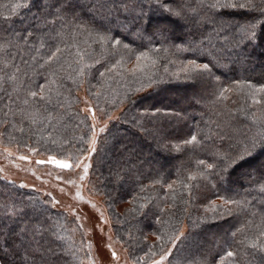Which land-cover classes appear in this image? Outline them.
<instances>
[{"label": "trees", "instance_id": "16d2710c", "mask_svg": "<svg viewBox=\"0 0 264 264\" xmlns=\"http://www.w3.org/2000/svg\"><path fill=\"white\" fill-rule=\"evenodd\" d=\"M178 2L186 5V11L196 9L200 15L207 13L216 20L215 24L210 23L201 27L199 32H202L203 36L199 35L191 22L186 27L178 25L176 28L177 33H183L185 40L189 36L188 29L195 33L197 43L203 38L205 42L201 47L205 53L211 48L207 37L210 32L212 33V44L215 45L212 51L219 66L212 67V74L207 79H187L180 71L182 65L187 64L189 60H196L197 63L209 62L210 57L202 55L200 50L177 51L172 46L173 41L162 43L158 39L141 40L132 32L121 33L115 29L114 34L122 39L123 43L129 44L130 49L125 50L121 47L119 51L113 53L109 48L107 52H102L99 45L92 44L89 51L94 50L95 57L100 58L101 62L87 70L89 72L87 81L79 88L67 78L70 70L65 64L66 71L60 72L59 76L62 79L57 80L58 84L63 85L59 97L62 106L48 105L47 111L41 108L43 116L47 117L51 113L57 117L52 121V125L47 121L36 125L26 119L21 122L19 116H13L11 113L7 117L4 116V112H7L5 105L9 103L7 93L11 92V87L5 85L6 91L0 92V137L9 145L23 147L31 145V148H37L41 152L49 151L50 154L64 157L85 148L86 144L80 140L81 136L88 139L90 125L79 107L78 95L83 88L90 98L97 101L99 107L114 106L113 110L111 107V111L123 108L101 141L94 159L90 186L94 193L102 197L111 217L115 237L128 251L130 259L135 264L137 262L149 264L159 258L161 245L163 244L167 250L171 247V242L159 241L157 235L162 233L170 235L174 231L178 234L184 225L188 231L181 241H177V248L173 249V255L169 258L172 264H177L178 261L180 264H195L206 257L210 264H219V258L226 257L228 250L240 247L238 242L244 236L256 238L259 234L256 226L264 221V201L253 199L257 196L256 192L245 191L250 186L246 173L251 170V165L237 169L224 180L214 174L216 171L214 169L210 170L207 179L196 181L185 179L190 172H196L198 160L213 163L214 151H234L232 146L237 145L238 141L246 140L261 130L262 125L259 122L253 123L251 116L255 113L259 118L264 114V93L257 96L262 103L254 105L248 95L247 85L251 84L256 88L264 85V33L260 34L255 47L248 46L246 49L236 47V40L239 37L234 35L235 29L229 27L227 22L243 21L245 17L242 12L212 13L207 9H199V0ZM8 3L10 0H0V5ZM35 11L21 10L19 16L12 17L10 24L2 26L4 34L8 35L13 29L18 30L21 23L26 22V18ZM0 12L6 13L7 10L0 7ZM188 15L190 21L196 19L193 14ZM221 19L226 23L224 32L217 39L213 29L221 27L219 23ZM58 30V23L56 28L49 26L48 29L38 31L32 38L30 44L34 46L21 43L19 47H12L9 50V58L15 56L13 63L20 66L19 75L24 88L31 87L38 91V85L52 79L49 75L51 68L42 69L40 64L43 63L41 56H45L49 48H54L57 44L64 46L56 36ZM225 34L229 37L227 45L222 42ZM40 36H43L45 41L43 48H40ZM86 39H88L86 36L81 35L75 41L68 37L64 42L69 45L78 43L81 48H85ZM175 43L180 41L176 40ZM152 48H160L161 51L155 53ZM165 48L168 49L167 52L164 51ZM239 49L248 52L247 58L243 61L246 66L243 71L238 66ZM141 52L158 58L157 63L133 76L128 66L137 63L135 57ZM74 53L75 49L69 48L63 53L61 62L70 63L74 59ZM121 56L126 62L113 71H106ZM12 70L9 68L6 71ZM100 72H105V76L101 77ZM145 73L154 74L152 79L157 83L151 87L141 88V83L148 84ZM174 73L179 75H173ZM138 88L141 90L136 91ZM224 88L229 89L224 94L227 99H220L219 94ZM24 98V89L18 94H13L14 103L11 105L13 111L23 107L21 102ZM61 115L62 120L59 119ZM81 120H84L83 124L80 123ZM20 128H23V131H20ZM192 135H196L198 140L211 135V140L203 139V146L193 149L183 143ZM53 139H56L57 143H52ZM177 145L179 150L175 147ZM110 152L113 164L106 167V155ZM107 171H112L108 180L104 177ZM180 180L199 185L193 187L191 197L187 190L181 188ZM174 181L176 183L173 184ZM169 184H173L174 193L168 189ZM173 194L176 195L175 207L171 199ZM147 198L148 201H145ZM233 199H247L251 201V205L240 209L225 202ZM185 200L188 201L187 204L184 203ZM33 201L38 205L35 212L29 207ZM213 202L215 212L210 210ZM12 204L25 206L27 214L24 220L29 227L33 225L41 227L43 234L37 236V239L44 248L57 250L59 253L57 264H78L75 252L67 246V226L69 223L72 224L70 219L53 209L50 202L38 193L15 186L0 177V213H3L6 205ZM142 204L146 207L141 208ZM135 208H140L138 216L129 217ZM238 229L244 231L238 232L234 241L231 234ZM53 231L64 239H56L52 235ZM152 253L156 254L153 256ZM247 253V256L242 257V264H264L259 254L254 255L251 249H248ZM226 264H231V258L227 259Z\"/></svg>", "mask_w": 264, "mask_h": 264}, {"label": "snow or ice", "instance_id": "6c2138e0", "mask_svg": "<svg viewBox=\"0 0 264 264\" xmlns=\"http://www.w3.org/2000/svg\"><path fill=\"white\" fill-rule=\"evenodd\" d=\"M0 7L7 10L6 13L0 12V92L6 91L5 85L11 87V92L7 93L9 103L5 105L7 112H4V116L7 117L11 113L13 116H19L21 122L26 119L31 124L36 125L47 121L49 125H52V121L57 119V117L52 116L51 113L47 117L43 116L41 108L47 111L48 105L62 106L59 97L61 95L60 88L63 85L58 84L57 80L62 79L59 73L66 71L65 64H67V69L70 70L67 78L72 80L78 88L87 81L89 76L87 70L94 68L101 62L100 58L95 57L94 50L89 51L92 44L99 45L102 52H107L110 48L115 53L121 47L129 50V44L123 43L122 39L114 34L115 29H118L121 33L132 32L137 39L141 40L148 39L151 41L152 39H158L162 43L164 41H173L172 46L177 51L198 49L202 55L206 54L209 56L210 60L207 63H197L196 60H189L187 64L182 65L180 71L185 74L187 79H207L212 74V67L219 66L217 58L212 51L215 45L212 44L213 35L211 32L207 37L211 48L206 53L201 47L205 42L204 39H200L199 43H197L195 33L191 29H188L189 36L187 40L184 39L183 33L176 32L178 25L186 27L191 22L199 35L203 36V33L199 32L201 27L210 23L215 24L216 20L207 13L200 15L196 9H187L186 11V5L178 2V0H14V2L10 0V3L0 5ZM198 8L207 9L212 13L238 11L244 14L245 18L243 21L227 22L229 27L235 29L234 35L239 37L236 40V47L242 49H246L248 46L255 47L259 42L260 34L264 33V0H199ZM32 9L36 11L26 18V22L21 23L18 30L13 29L8 35L4 34L2 27L4 24H10L12 17L19 16L21 10L31 12ZM188 13L196 16V19L190 21ZM57 23L59 24V30L56 31V36L60 38L64 46L61 47L60 44H57L54 48H49L48 53L45 56H41L43 63L40 64L42 69L45 67L51 68L49 75L52 79L45 84L38 85V91L33 90L31 87L24 88L23 80L19 75L21 73L20 66L13 63L15 56L9 58V50L12 47H19L21 43L26 46H34L30 42L36 33L40 30L48 29L49 26L56 28ZM219 23L221 27L213 29L217 39L224 32V24L226 22L221 19ZM81 35L88 38L84 41L87 45L85 48H81L78 43L69 45L64 42L68 37L75 41ZM176 40H179L180 43H175ZM39 41L40 48H43L45 46L43 36L39 37ZM228 41L229 37L225 34L222 42L227 45ZM69 48L75 49L74 59L70 63L67 61L62 63L63 53L68 51ZM39 51L40 49L38 48L37 52L39 53ZM152 51L159 53L161 49L152 48ZM164 51L167 52L168 49L165 48ZM237 55L247 58V53L243 51L237 53ZM157 59L150 57L147 52H141L136 55L135 60L137 63L136 67L132 69V75L136 76L137 72H143L146 67L155 66ZM33 60L35 61V57H33ZM125 62V58L121 56L106 71H113ZM9 68L13 70L11 72L6 71ZM165 72H167V68H165ZM72 73H75V75H72ZM99 75L103 77L105 72H100ZM152 75L154 74L145 73L148 84L144 85L141 83V88L145 86L151 87L154 83H157L156 80L152 79ZM173 75L178 76L179 73H174ZM216 79L218 80L219 77ZM247 88L249 89L248 95L251 97L252 103L254 105L261 104L262 100L257 99V96L264 93V85L256 88L249 84ZM21 89H24L25 92V98L21 102L23 107L13 111L11 107L14 103L12 96L13 94H18ZM140 90V88L136 89V91ZM228 91L229 89L227 88L222 89L218 98L227 99L224 94ZM17 99H19L18 95ZM125 99H127V94H125ZM65 102H67V98H65ZM84 103L87 105L88 101L85 100ZM82 111L91 114L93 121L91 137L87 140L83 136L80 137L83 143L91 145L89 155L85 157V159H90L91 155L96 152L97 137L95 128L97 116L91 107H85ZM59 119L62 120L63 116L61 115ZM251 119L253 123L259 122L262 125L261 130L257 134L246 140L238 141L237 145L232 146L235 149L234 151H214L212 153L213 163H206L203 159L198 160L196 172H190L185 178L186 181L207 179L210 170L213 169L216 170L214 174L224 180L237 169L243 168L245 165H251V170L246 173L250 186L245 191L247 193L256 192L257 196H254L253 199L264 201V114L257 118L256 114L253 113ZM80 123L83 124L84 120H81ZM13 127H15V124H13ZM20 131H23V128H20ZM100 131L103 132L104 128H101ZM220 138L223 139V136ZM203 139L211 140V135ZM203 139L198 140L196 135H192L189 139L184 140L183 143L185 146H191L195 149L203 146ZM52 143H57V140L53 139ZM175 147L179 150L178 145ZM29 151L35 153L36 149L30 148ZM8 155L11 156L12 153L9 152ZM18 158L20 160H28L26 156H19ZM253 161L258 162L253 164ZM36 164H49L61 170L82 168L83 175H79V180L81 181L85 180L91 167L90 164L83 163L79 157L72 159L69 156L58 159L52 155L47 160H37ZM201 166H203V170H201ZM57 179L63 178L57 176ZM65 183L75 185L76 181L67 179ZM155 183H160V181H155ZM174 183L176 182L174 181ZM173 184H169L168 189L174 193ZM179 184L183 190H187L189 197L192 196L193 187L199 186L198 184L187 183L185 180H180ZM20 187L26 186L21 184ZM61 191H64V189H61ZM46 195L51 196V193H46ZM76 198L83 200L79 191L76 192ZM171 199L173 207H175L176 195L173 194ZM225 202L234 204L240 209L248 208L251 205V201L247 199H233ZM55 203H58V201L53 198V204ZM184 203L187 204L188 201L185 200ZM29 207L35 212L38 205L33 201ZM92 207H96L95 204ZM140 207L144 208L146 205L142 204ZM210 210L216 211L214 202ZM26 214L25 206H17L15 204L6 205L3 213H0V264H57L59 253L56 249L41 246L37 236H42V229L39 225L29 227L24 220ZM101 216L103 218V214ZM180 222L182 223V221ZM249 223H252V221H249ZM256 227L259 229L258 236L256 238L244 236L238 242L240 247L228 250L226 257L221 256L219 258V264H226L228 258H231V264H242V257L247 256L248 249H251L254 255L259 254L262 261H264V221ZM243 231V229H238L237 232H233L231 234L233 240L235 241L238 232L242 233ZM52 235L58 240L64 239L63 236H60L55 231L52 232ZM183 237V231H179L178 234L174 231L170 235H166V233L157 235V240L171 242V247L165 250L162 244L160 257L158 260H153L152 264H165L166 261L168 264H172L169 257L173 255V249L177 248V241H181ZM108 247L110 248L111 245H108ZM229 247L231 248V245ZM88 248L91 250L92 245L89 244ZM155 254L152 253L153 256ZM112 257L114 260H119L115 251H112ZM89 264H95V261L90 260ZM177 264H180V262L178 261ZM195 264H210V261L206 257L203 260L196 261Z\"/></svg>", "mask_w": 264, "mask_h": 264}, {"label": "rangeland", "instance_id": "374dc122", "mask_svg": "<svg viewBox=\"0 0 264 264\" xmlns=\"http://www.w3.org/2000/svg\"><path fill=\"white\" fill-rule=\"evenodd\" d=\"M239 51L242 52L243 50L239 49ZM246 53L248 56V52ZM237 60H239V69L242 71L245 70L246 66L243 63L245 58L238 56ZM254 60L256 61V59ZM135 67L136 64L128 66L130 70ZM78 96L80 100V111L85 115L90 125L88 128V139L92 135L91 125L93 121L91 119V114L85 113L82 110L85 107H91L94 109L97 116L95 128L97 137L96 152L91 155L90 159H85V157H88L89 149L91 147L90 144H86L83 150L74 151L70 155L72 159L79 157L83 163L91 165L85 180H79V175H83L82 168L61 170L49 164H36L37 160H47L50 155L56 156L58 159L66 157L52 153L50 154L49 151L41 152L37 148H33L36 149V152L33 153L29 151L31 145H27V147L15 144L9 145L4 139H2V137H0V170H2L0 171V177L4 181L15 186L20 187L21 184L25 185L26 187H23V189L34 191L40 196L46 198L53 209L64 214L68 220L70 219L69 221H71L72 224L69 223L70 225L67 226V246H69L70 250L75 252L78 264H89L90 260H94L95 264H135L130 259L128 251L115 237L111 217L104 205L102 197L94 193L90 186L94 159L100 149L101 141L110 129L111 123L116 121L123 108L111 111V107L113 110L114 106L107 108L102 105V107H99L96 104L97 101L90 98L84 88ZM85 100L88 101L87 105L84 103ZM109 117H111V119H109ZM101 128H104L103 132L100 131ZM9 152L12 153L11 156L8 155ZM111 153L112 152L106 155V167L113 164V156ZM19 156H26L28 157V160H20L18 158ZM111 174L112 171H107L104 177L108 180ZM57 176H60L63 179H57ZM67 179H74L76 184L69 185L65 183ZM61 189H64V191H61ZM77 191L80 192L83 200L76 198ZM46 193H51V196L46 195ZM53 198L55 201H58V203L53 204ZM145 201H148V198L145 199ZM93 204H95L96 207H92ZM139 212L140 208H135L129 214V217L138 216ZM101 214H103V218ZM35 215L39 217L36 213ZM77 217H79V219H77ZM128 228L127 230H130ZM181 231H183L185 235L188 231L187 226L184 225ZM154 238L155 237H153V239ZM89 244L92 245L91 250L88 248ZM108 245H111V247L109 248ZM112 251L117 253V256L119 257L118 261L113 259ZM158 259L159 258L156 260ZM166 263L167 261L165 264ZM149 264H152V262Z\"/></svg>", "mask_w": 264, "mask_h": 264}]
</instances>
